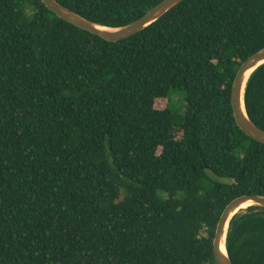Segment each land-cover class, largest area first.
<instances>
[{
    "label": "trees",
    "instance_id": "1",
    "mask_svg": "<svg viewBox=\"0 0 264 264\" xmlns=\"http://www.w3.org/2000/svg\"><path fill=\"white\" fill-rule=\"evenodd\" d=\"M57 1L118 28L163 0ZM263 49L264 0H185L119 42L41 0H0V264H217L226 206L264 196V144L231 105ZM245 107L264 130V65ZM226 247L232 264H264V207L233 218Z\"/></svg>",
    "mask_w": 264,
    "mask_h": 264
},
{
    "label": "water",
    "instance_id": "2",
    "mask_svg": "<svg viewBox=\"0 0 264 264\" xmlns=\"http://www.w3.org/2000/svg\"><path fill=\"white\" fill-rule=\"evenodd\" d=\"M41 1L49 11H51L61 20L66 21L93 35L99 36L106 41L119 42L129 39L144 31L146 28L168 13L171 9L185 0H163L138 20L118 28H110L95 24L76 12L70 10L69 8L63 6L57 0ZM263 65L264 49L256 52L242 63L235 75L231 91V105L238 127L249 138L261 144H264V130L259 128L249 118L245 107V92L251 75ZM207 174L211 179L217 182H230L227 179L217 177L210 171H207ZM249 202L253 204L252 206L264 207V196H242L230 202L224 209L218 221L213 241V256L217 264H232L226 247L230 224L233 218L236 216L235 213L237 209L241 205Z\"/></svg>",
    "mask_w": 264,
    "mask_h": 264
},
{
    "label": "rangeland",
    "instance_id": "3",
    "mask_svg": "<svg viewBox=\"0 0 264 264\" xmlns=\"http://www.w3.org/2000/svg\"><path fill=\"white\" fill-rule=\"evenodd\" d=\"M170 97V109L175 112L176 124H181L183 122V116L187 110V105L185 102V94L177 88H171L169 92Z\"/></svg>",
    "mask_w": 264,
    "mask_h": 264
},
{
    "label": "bare ground",
    "instance_id": "4",
    "mask_svg": "<svg viewBox=\"0 0 264 264\" xmlns=\"http://www.w3.org/2000/svg\"><path fill=\"white\" fill-rule=\"evenodd\" d=\"M253 204L252 203H245V204H243V205H241L238 209H237V211H236V215H239V214H241V213H243L244 211H246L249 207H251ZM256 210V209H255ZM258 210V209H257Z\"/></svg>",
    "mask_w": 264,
    "mask_h": 264
}]
</instances>
